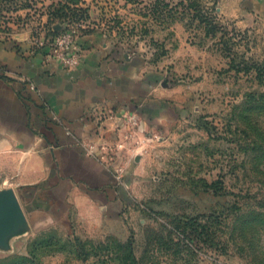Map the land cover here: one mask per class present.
Returning a JSON list of instances; mask_svg holds the SVG:
<instances>
[{
  "label": "rangeland",
  "instance_id": "obj_1",
  "mask_svg": "<svg viewBox=\"0 0 264 264\" xmlns=\"http://www.w3.org/2000/svg\"><path fill=\"white\" fill-rule=\"evenodd\" d=\"M70 30L139 69L142 122L109 155L126 197L112 221L63 220V201L0 185L17 199L0 264H264V0H0L18 49ZM31 203L52 208L32 228Z\"/></svg>",
  "mask_w": 264,
  "mask_h": 264
},
{
  "label": "crops",
  "instance_id": "obj_2",
  "mask_svg": "<svg viewBox=\"0 0 264 264\" xmlns=\"http://www.w3.org/2000/svg\"><path fill=\"white\" fill-rule=\"evenodd\" d=\"M86 42L80 62L67 66L0 38V185L43 203L63 201L65 208H55L63 220L85 204L108 222L118 197H126L109 155L127 152L133 138H118L119 126L127 128V118L142 122L141 77L106 43ZM31 206L32 228L40 209L51 206Z\"/></svg>",
  "mask_w": 264,
  "mask_h": 264
},
{
  "label": "built area",
  "instance_id": "obj_3",
  "mask_svg": "<svg viewBox=\"0 0 264 264\" xmlns=\"http://www.w3.org/2000/svg\"><path fill=\"white\" fill-rule=\"evenodd\" d=\"M54 39L52 52H47L50 58L61 59L67 66H75L80 62L82 46L73 31H66Z\"/></svg>",
  "mask_w": 264,
  "mask_h": 264
},
{
  "label": "water",
  "instance_id": "obj_4",
  "mask_svg": "<svg viewBox=\"0 0 264 264\" xmlns=\"http://www.w3.org/2000/svg\"><path fill=\"white\" fill-rule=\"evenodd\" d=\"M17 199L15 193L12 189H6L0 192V221L1 228L8 225V219L6 221L7 215L16 206Z\"/></svg>",
  "mask_w": 264,
  "mask_h": 264
}]
</instances>
